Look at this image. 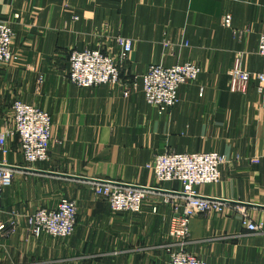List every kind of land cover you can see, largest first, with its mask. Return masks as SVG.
Wrapping results in <instances>:
<instances>
[{
    "label": "crops",
    "instance_id": "0c3cea01",
    "mask_svg": "<svg viewBox=\"0 0 264 264\" xmlns=\"http://www.w3.org/2000/svg\"><path fill=\"white\" fill-rule=\"evenodd\" d=\"M0 21L12 27L18 56L0 65L7 165L38 170L15 169L3 193L0 223H14L15 232L0 242V264L166 262L171 198L182 185L158 183L148 167L166 151L220 152L226 159L221 181L197 192L247 204L226 202L220 213L193 217L188 250L208 264H264V84L253 78L244 93L230 89L236 61L264 73V57L256 53L264 0H0ZM118 35L133 43L122 67L127 81L153 64L200 66L197 79L180 87L173 108L149 104L142 84L125 96L116 85L79 87L67 79L72 50L116 55ZM15 99L52 116L47 161L29 165L19 137L6 134ZM40 171L152 189L141 213L116 212L93 190L94 181ZM62 198L77 202L74 234L29 235V215L55 208ZM244 213L263 231L248 230Z\"/></svg>",
    "mask_w": 264,
    "mask_h": 264
},
{
    "label": "built area",
    "instance_id": "2783aa9c",
    "mask_svg": "<svg viewBox=\"0 0 264 264\" xmlns=\"http://www.w3.org/2000/svg\"><path fill=\"white\" fill-rule=\"evenodd\" d=\"M230 15L224 23L229 25ZM14 32L12 27L0 21V65L17 59L12 49ZM118 47L116 55L100 49H74L69 56L67 79L79 87L99 86L102 84L119 86L125 96L142 84L146 101L160 111L173 108L180 100V87L197 79L200 66L193 61L165 66L153 64L140 75L127 81L122 75V67L133 50L132 40L123 35L115 37ZM256 53L264 57V28L259 34ZM257 78L264 84V73L244 69L239 61L231 71L230 89L244 93L251 79ZM12 129L6 134L17 135L24 160L29 164L47 161L50 158L52 139V116L49 112L22 99H15L11 105ZM6 135H0V149L3 160L0 162V212L6 188L14 181L16 170L8 167L5 148ZM225 156L218 151L175 152L166 151L155 156L148 165L153 169L158 183L178 181L182 189L171 198L173 214L169 221L168 234L173 240L167 247L168 259L163 264H208L204 259L188 250L191 219L200 214L220 213L226 201L202 197L196 187L218 183L222 178L221 167ZM139 185L94 183L93 190L104 197L113 211L141 213L148 190ZM78 205L73 199L62 198L55 208L41 207L29 215L27 233L40 236L44 233L58 238L71 237L76 229ZM243 225L252 232L263 231V224L256 223L244 213ZM15 232L14 223H0V242Z\"/></svg>",
    "mask_w": 264,
    "mask_h": 264
},
{
    "label": "water",
    "instance_id": "95a60500",
    "mask_svg": "<svg viewBox=\"0 0 264 264\" xmlns=\"http://www.w3.org/2000/svg\"><path fill=\"white\" fill-rule=\"evenodd\" d=\"M8 167L13 168V169H20V170H25V171H36V172H38V170H33V169L25 168V167H15V166H8ZM40 172H44V173H48V174H52V175H57V176H63V177H72V178H76V179H85V180L94 181L95 183H109V184H113V185L121 184V183H117V182H113V181L87 179V178H84V177L72 176V175L63 174V173L45 172V171H40ZM141 188L152 189V188H148V187H141ZM179 194L182 195V193H179ZM220 200L225 201L223 199H220ZM226 202H233V203H237V204H240V205L241 204L247 205V204L241 203V202H234V201H226Z\"/></svg>",
    "mask_w": 264,
    "mask_h": 264
}]
</instances>
